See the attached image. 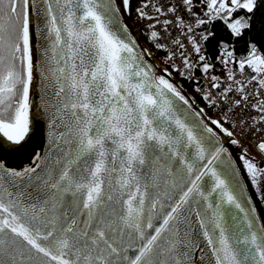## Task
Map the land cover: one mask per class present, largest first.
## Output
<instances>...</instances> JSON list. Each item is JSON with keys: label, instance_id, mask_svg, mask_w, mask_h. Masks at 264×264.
Masks as SVG:
<instances>
[{"label": "snow or ice", "instance_id": "1", "mask_svg": "<svg viewBox=\"0 0 264 264\" xmlns=\"http://www.w3.org/2000/svg\"><path fill=\"white\" fill-rule=\"evenodd\" d=\"M183 5L193 12V0ZM258 6L207 0L194 24L175 15L174 51L156 27L171 34L172 20L152 16L179 5L141 0L138 15L152 21L148 39L169 49V66L159 68L122 14L130 0H0V152L30 161L12 167L0 158V264H264V214L215 127L236 136L228 112L248 101L252 81L260 99L249 119L264 122V49L249 39L237 55L220 41L231 83L219 95L204 90L203 98L214 107L231 100L222 119L232 128L193 107L172 76L176 70L192 80L196 69L207 75L213 68L201 41L214 33L205 29L197 39L194 27L222 19L241 36ZM240 9L247 14L234 16ZM33 23L45 41L39 59ZM220 79L213 74L211 88ZM234 89L242 99L229 97ZM38 114L46 121L41 151ZM256 149L264 156V138ZM239 159L264 198V165L247 147Z\"/></svg>", "mask_w": 264, "mask_h": 264}, {"label": "built area", "instance_id": "2", "mask_svg": "<svg viewBox=\"0 0 264 264\" xmlns=\"http://www.w3.org/2000/svg\"><path fill=\"white\" fill-rule=\"evenodd\" d=\"M153 2H156L158 4L163 5L165 8H167L170 4H175V5H179V7H177V10L175 13L173 12H165L163 15H154L152 16V20H163V19H168V20H172V24L169 25V28L171 29V34H168L167 31H165V29L163 28V25H157V30L164 32L165 38L162 39L160 42L162 43H168L169 47L172 50H176V46L173 45L171 43V41L179 34H181V29L179 27L176 26V22L174 20L175 15L179 14L182 15L185 19L186 22H192L194 24V15L193 13H195L196 15H199L198 13H196L194 10L193 12H189L183 5V0H153ZM148 12L151 13L152 12V8H151V4H149L148 7ZM204 13H202L201 15H203ZM145 19H147V17H144ZM206 19V17H205ZM207 29L208 31H210V29H208V26H200L199 28H195L194 27V33L197 36V39L200 38V35L202 34L203 30ZM151 29L148 28V30L146 32L150 33ZM182 42H185L184 39H182ZM202 43V49L203 52L206 54L207 57H209L208 55V51H206V45H205V41H201ZM185 47L188 50H191V44L190 42H185ZM165 51V54L159 56V57H155L156 62L158 64H161L163 67H168L169 65L165 62V57L167 56V52L169 51L168 48L163 49ZM217 57H221V59H213V61L210 59V62L213 63V68L208 70V74L205 75L203 73V71L201 69H196L195 70V76L200 77V81L197 82L195 80V76L193 77L192 80H189L187 77H181L179 72V76L181 79H183L187 84H190L192 86H194L196 92L202 97L203 99V104L205 105V107H207V113L209 115H211L212 117H217L219 119L222 120L223 123H225V126L232 128V122L228 121L225 122L222 119V113L225 112L227 110V107L230 105L231 100L229 101H221V105H223L222 107H214V106H209L207 101L204 100L203 98V91L204 90H210L213 95H219L224 87H228L229 84L231 83V81L227 80V76H228V72H229V68L225 67L223 64V58H222V54L220 53ZM199 56L198 54H194V62L198 61ZM174 62L176 63H181V58L179 57V55H177V57L175 58ZM230 67L235 68V65H230ZM172 71H176V70H172ZM215 74L217 76H219L220 79V85L217 88H211V77L212 75ZM254 73H251L250 70H246V72L244 73L245 76L247 75H251ZM236 79H240V73L237 72V76ZM199 83V88L201 89V91H197L196 89V84ZM258 84L257 81H252L249 84H246V91L248 93H250L249 99L248 101H244L241 105L239 106H235L233 108V110L231 112H228V115L230 117H235L237 120V126L236 128L233 129V131L236 133L235 138L240 140V144L243 147H247L248 151L261 156V154L257 151L256 149V143L258 138H264V122H260L255 126H252V121L251 119H249L250 117H254L257 115L258 110L252 107V104L257 103L260 99L259 96H256L255 92H256V85ZM261 96H264V88H262L260 90ZM229 97L232 99L235 98H241L242 96L240 93H237L235 91V89L230 92ZM244 104H247V107H244ZM243 120L244 124L240 125L239 121ZM257 129H260V131H257ZM243 132L244 134L241 135L240 133ZM252 133H255V135H253Z\"/></svg>", "mask_w": 264, "mask_h": 264}, {"label": "trees", "instance_id": "3", "mask_svg": "<svg viewBox=\"0 0 264 264\" xmlns=\"http://www.w3.org/2000/svg\"><path fill=\"white\" fill-rule=\"evenodd\" d=\"M130 2L131 9H127L129 19L135 24L139 32H141L143 40L149 44L153 52L156 53L157 56L162 55L163 51L156 49L154 44L148 39L149 32H146V30L150 24L149 19L146 20L140 17L136 11V9L140 7L141 0H130ZM258 5V8L254 10V14L252 15L251 27L246 28L241 36L234 37L222 19H216L210 23H205V25L210 27L211 32L214 33L205 41L206 51H208L211 59L216 58L221 52L220 41H224L230 46L234 45L237 55L246 51V45L249 39L255 41L264 49V0H258ZM193 6V9L200 13L206 12L207 0H193ZM241 14L246 15V10L240 9L234 13V16ZM188 87L192 91V88L190 86ZM193 94L195 95L194 92Z\"/></svg>", "mask_w": 264, "mask_h": 264}, {"label": "water", "instance_id": "4", "mask_svg": "<svg viewBox=\"0 0 264 264\" xmlns=\"http://www.w3.org/2000/svg\"><path fill=\"white\" fill-rule=\"evenodd\" d=\"M122 14L126 18V22L130 25L131 30L133 31V34L138 37V42L141 45H143L144 47H147L146 43H144L140 34L136 30L135 26L130 21L127 9L123 10ZM33 33H34V45L36 47V59H39L40 58V48L45 46V41L42 38L35 36V23H33ZM152 60H154L153 57H152ZM157 66L159 68H162L158 64H157ZM173 78H174L175 82H177L178 84L183 86L185 94L192 98L193 107H196V108L202 107L201 105H199V103L195 99V96L190 93V91L187 89V87L184 84H181V82H179L174 76H173ZM36 83L39 84V74L36 75ZM32 99H33V105H34L33 112L37 113L39 110V104H40V89H39V87L34 89V94H33ZM207 117H210V116H207ZM36 120L38 121L39 127L41 129V135L38 137V139L36 141V150L41 151L43 149V145L46 143V135H45L46 121H45L44 116L42 114L36 115ZM215 127H217V130L220 132V134L223 138L225 147H227L229 152L231 153V158L233 160H235L237 162V164L240 166V175L244 178L245 183L248 185L247 193H248V195H251L253 197V203L256 204L257 212L264 214V198H261L260 193L257 192V190H256V186L251 183V178L249 177L247 170L243 167V161L241 159H239L241 153L243 152V147L240 146V144L233 143V139H235L234 137H229L228 134L223 133L222 130L218 128V126H215ZM249 155H251V154H249ZM251 156L254 157L253 155H251ZM0 158L5 159L7 164L9 166H12V167H22L24 164H27L30 162L29 159L26 157L11 156V155H8V154L2 153V152H0ZM254 158L258 163L264 165V160L259 161L256 157H254Z\"/></svg>", "mask_w": 264, "mask_h": 264}, {"label": "bare ground", "instance_id": "5", "mask_svg": "<svg viewBox=\"0 0 264 264\" xmlns=\"http://www.w3.org/2000/svg\"><path fill=\"white\" fill-rule=\"evenodd\" d=\"M208 29H210V27L208 26ZM210 32H211V29H210ZM209 58H210V56H209ZM217 58V57H216ZM216 58H213V59H216ZM211 59V58H210ZM213 59H211L212 61H213ZM212 63V62H211ZM213 64V63H212ZM202 108H203V106H202ZM212 118H214V119H217V117H212ZM240 146H241V144H240ZM243 147V146H242ZM243 149H244V147H243ZM248 153L249 154H251V155H253L254 157H256L259 161H261V160H264V156H258V155H255V154H253V153H251V152H249L248 151Z\"/></svg>", "mask_w": 264, "mask_h": 264}]
</instances>
